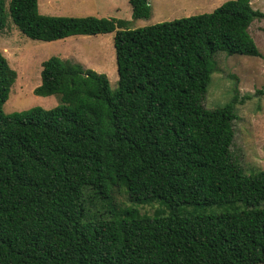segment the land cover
Listing matches in <instances>:
<instances>
[{
    "label": "trees",
    "instance_id": "16d2710c",
    "mask_svg": "<svg viewBox=\"0 0 264 264\" xmlns=\"http://www.w3.org/2000/svg\"><path fill=\"white\" fill-rule=\"evenodd\" d=\"M127 1L132 19L149 17L148 0ZM251 1L140 29L10 1L31 40L113 34L118 87L53 56L33 93L60 104L5 116L16 73L0 52V264H264V170L231 153L236 97L202 105L216 54L259 57ZM152 203L163 209H137ZM212 207L223 211L198 213Z\"/></svg>",
    "mask_w": 264,
    "mask_h": 264
},
{
    "label": "rangeland",
    "instance_id": "374dc122",
    "mask_svg": "<svg viewBox=\"0 0 264 264\" xmlns=\"http://www.w3.org/2000/svg\"><path fill=\"white\" fill-rule=\"evenodd\" d=\"M10 1L4 0L5 27L0 33V52L7 65L15 71L16 79L2 108L5 116L32 108L50 110L60 104L58 95L42 97L33 93L40 85V63L53 56L103 74L110 90L117 89L113 34L73 36L54 42L31 40L13 25L9 15ZM44 1L38 0V11L42 15L113 18L129 21L130 29H140L211 13L225 2L234 0H148L149 17L138 20L132 19L127 0H49L47 4ZM251 7L264 15V0H252ZM249 34L259 51V57L216 54L215 70L202 101L205 109H216L228 105L232 97H236L231 153L247 174L264 170V94L257 93L264 90V17L252 22ZM115 198L117 203L130 205L123 193L116 194ZM137 209L141 214L151 215L163 208L158 203H152L138 206ZM179 211L185 214L193 209L182 206ZM221 211L212 207L198 213L217 215Z\"/></svg>",
    "mask_w": 264,
    "mask_h": 264
},
{
    "label": "crops",
    "instance_id": "0c3cea01",
    "mask_svg": "<svg viewBox=\"0 0 264 264\" xmlns=\"http://www.w3.org/2000/svg\"><path fill=\"white\" fill-rule=\"evenodd\" d=\"M43 3H44V4H47V3H50V1H49V0H45ZM41 6H43V4H42ZM37 7H39V2H38V0H37Z\"/></svg>",
    "mask_w": 264,
    "mask_h": 264
}]
</instances>
